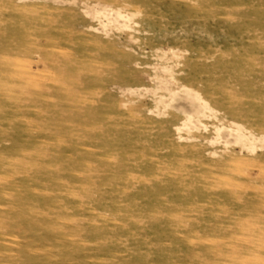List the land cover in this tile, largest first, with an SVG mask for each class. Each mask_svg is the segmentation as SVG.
<instances>
[{"label": "rangeland", "instance_id": "1", "mask_svg": "<svg viewBox=\"0 0 264 264\" xmlns=\"http://www.w3.org/2000/svg\"><path fill=\"white\" fill-rule=\"evenodd\" d=\"M0 264H264V0H0Z\"/></svg>", "mask_w": 264, "mask_h": 264}]
</instances>
